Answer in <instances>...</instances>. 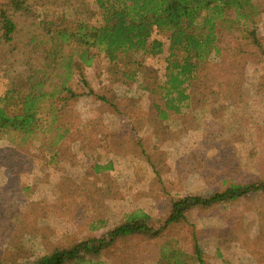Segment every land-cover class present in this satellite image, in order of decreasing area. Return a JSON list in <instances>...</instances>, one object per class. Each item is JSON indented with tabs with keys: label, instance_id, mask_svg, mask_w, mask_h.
<instances>
[{
	"label": "rangeland",
	"instance_id": "1",
	"mask_svg": "<svg viewBox=\"0 0 264 264\" xmlns=\"http://www.w3.org/2000/svg\"><path fill=\"white\" fill-rule=\"evenodd\" d=\"M28 1L54 9L64 20L72 9H96L94 0H69L71 6ZM251 3V17L217 21L223 50L212 53L210 63L218 68L208 81L204 73L197 76L181 113L160 117L164 100L152 92L165 80L166 46L157 57L131 54L138 69L134 80L118 73L102 78L89 69L96 94L72 102L66 118L75 126L62 144L42 134L24 145L0 140L3 261L22 263L101 237L133 210L164 219L174 197L208 196L223 190L226 181L264 177V0ZM10 64L0 67L1 92L19 83L18 66ZM212 80L222 84L221 93L209 96L204 84ZM50 148L55 160H50ZM188 218L194 226L172 225L158 240L134 237L129 249L119 245L103 259L107 264H156L161 241L176 237L191 249L195 231L206 264H264L263 192L195 208Z\"/></svg>",
	"mask_w": 264,
	"mask_h": 264
},
{
	"label": "trees",
	"instance_id": "2",
	"mask_svg": "<svg viewBox=\"0 0 264 264\" xmlns=\"http://www.w3.org/2000/svg\"><path fill=\"white\" fill-rule=\"evenodd\" d=\"M58 1L69 4V0ZM94 3L96 9H72L64 20L54 9L33 5L28 0H0V67L12 62L11 68L17 65L19 69L18 85L0 91V140L24 145L42 134L49 136L47 140L52 144H62L75 126L66 118L72 102L96 94L87 74L89 69L98 71L102 78L109 79L111 73H118L134 80L138 69L131 54L157 57L166 46L165 80L156 84L152 92L159 93L164 100L165 108L158 109L160 117H167L168 112L181 113L197 76L204 73L208 81L218 68H211L217 65L210 63L211 54L221 55L223 50L217 21L240 22L255 11L251 0ZM23 34L26 36L21 39ZM155 34L161 38H155ZM252 35L256 45L261 46L257 33ZM204 86L209 96L221 93L222 84L213 80ZM52 150L47 151L52 152L50 160H55L57 153ZM261 192L264 193V177L251 182L226 181L223 190L208 196L172 198L171 211L164 219H154L141 209L133 210L101 237L79 240L12 264H107L105 254L122 244L129 249L134 237L158 240L172 225L194 226L188 212L195 208L206 210ZM191 245L187 249L180 239L166 237L158 244L156 264H206L195 231ZM0 264L8 263L0 256Z\"/></svg>",
	"mask_w": 264,
	"mask_h": 264
}]
</instances>
